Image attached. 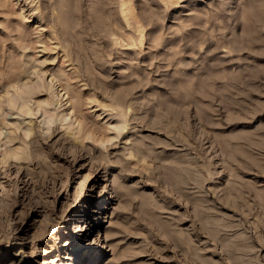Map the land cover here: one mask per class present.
Returning a JSON list of instances; mask_svg holds the SVG:
<instances>
[{"label":"rangeland","instance_id":"1","mask_svg":"<svg viewBox=\"0 0 264 264\" xmlns=\"http://www.w3.org/2000/svg\"><path fill=\"white\" fill-rule=\"evenodd\" d=\"M0 264H264V0H0Z\"/></svg>","mask_w":264,"mask_h":264},{"label":"bare ground","instance_id":"2","mask_svg":"<svg viewBox=\"0 0 264 264\" xmlns=\"http://www.w3.org/2000/svg\"><path fill=\"white\" fill-rule=\"evenodd\" d=\"M47 113V112H46ZM8 114V113H7ZM10 118H14V117H12V116H10ZM103 201H105L106 203H107V201H106V198H103L102 199ZM106 206V205H105ZM101 207V206H100ZM93 212H94V210H92ZM95 219H97L96 217H94ZM84 230H87V228H85ZM90 260H91V258H90Z\"/></svg>","mask_w":264,"mask_h":264}]
</instances>
